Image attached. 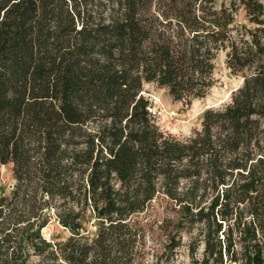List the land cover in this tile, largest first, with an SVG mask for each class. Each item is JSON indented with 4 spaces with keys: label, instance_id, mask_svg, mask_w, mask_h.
<instances>
[{
    "label": "trees",
    "instance_id": "trees-1",
    "mask_svg": "<svg viewBox=\"0 0 264 264\" xmlns=\"http://www.w3.org/2000/svg\"><path fill=\"white\" fill-rule=\"evenodd\" d=\"M221 53L242 79L230 102L189 138L161 131L144 86L190 105L214 87ZM6 165L0 264H150L140 216L158 200L162 255L198 227L192 264H264V2L0 0ZM51 220L65 241L43 238Z\"/></svg>",
    "mask_w": 264,
    "mask_h": 264
},
{
    "label": "rangeland",
    "instance_id": "rangeland-1",
    "mask_svg": "<svg viewBox=\"0 0 264 264\" xmlns=\"http://www.w3.org/2000/svg\"><path fill=\"white\" fill-rule=\"evenodd\" d=\"M264 2V0H261ZM237 22L246 24L242 11L237 13ZM225 54L221 53L215 64L214 78L215 85L209 94L201 100H195L190 105L183 102L174 101L166 89L158 88L154 85H145L142 95L148 100L149 112L153 120L166 134H171L179 139L189 138L195 131L201 129L203 115L208 109H220L230 102L231 94L242 84L239 76H234L226 67ZM15 180L12 174V165L0 167V196L9 195ZM169 211L166 209L165 201L158 200L149 210L140 216L141 221L146 225L147 250L150 252L149 263L155 261L156 256L165 260L173 258L172 264H192L189 245L194 240H199L200 228L195 227L191 233L183 234L182 245L174 254H164L166 245V231L168 224L166 218ZM90 230H94L91 225ZM43 238L50 243L65 241L70 233L63 229L55 220H51L42 231ZM204 247L199 244L194 258L197 261L203 259ZM160 258V259H161ZM39 259L33 257L29 264H37Z\"/></svg>",
    "mask_w": 264,
    "mask_h": 264
}]
</instances>
